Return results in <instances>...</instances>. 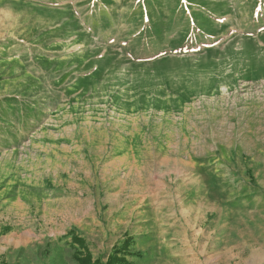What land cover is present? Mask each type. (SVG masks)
I'll use <instances>...</instances> for the list:
<instances>
[{
  "label": "rangeland",
  "instance_id": "1",
  "mask_svg": "<svg viewBox=\"0 0 264 264\" xmlns=\"http://www.w3.org/2000/svg\"><path fill=\"white\" fill-rule=\"evenodd\" d=\"M73 237L264 264V0H0V264Z\"/></svg>",
  "mask_w": 264,
  "mask_h": 264
},
{
  "label": "trees",
  "instance_id": "2",
  "mask_svg": "<svg viewBox=\"0 0 264 264\" xmlns=\"http://www.w3.org/2000/svg\"><path fill=\"white\" fill-rule=\"evenodd\" d=\"M72 240L73 245L78 244L80 249L83 250L82 253H74L73 260L76 264H101L98 260L93 261L91 253L87 250L84 245V242L81 239L73 237ZM128 244L129 239L122 244L121 249H117L114 254L108 257L107 262L105 264H131L125 260V251ZM117 255H121V257H118Z\"/></svg>",
  "mask_w": 264,
  "mask_h": 264
},
{
  "label": "crops",
  "instance_id": "3",
  "mask_svg": "<svg viewBox=\"0 0 264 264\" xmlns=\"http://www.w3.org/2000/svg\"><path fill=\"white\" fill-rule=\"evenodd\" d=\"M211 184L210 183H208V182H204V185L202 186V188H201V190L202 191H206V189L208 188L209 189V186H210ZM258 202V201H257ZM221 206V205H220ZM225 205H224V203H223V205L221 206V208H225L224 207ZM220 208V209H221ZM173 224H178V228L179 227H182L183 229H185V231L188 229L187 227H186V225H184L183 223H181L180 221H175V222H173ZM186 237V239L188 238V235H186L185 236ZM178 238V237H177ZM181 240H183V239H181ZM181 240L180 241H178V239L176 240V243H178V242H181ZM187 241V243L189 244V242H188V240H186ZM187 251H190V252H192V249L190 248L189 250L187 249ZM151 258H153V256L151 255ZM155 258V257H154Z\"/></svg>",
  "mask_w": 264,
  "mask_h": 264
}]
</instances>
